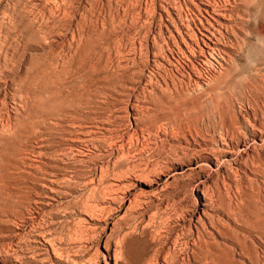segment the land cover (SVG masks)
I'll return each mask as SVG.
<instances>
[{"label":"rangeland","instance_id":"374dc122","mask_svg":"<svg viewBox=\"0 0 264 264\" xmlns=\"http://www.w3.org/2000/svg\"><path fill=\"white\" fill-rule=\"evenodd\" d=\"M263 6L0 0V264H170L175 254V264H264ZM250 121L259 133L248 131ZM215 134L235 137L225 168L211 159ZM83 201L90 210L74 204ZM179 216L184 222L173 224Z\"/></svg>","mask_w":264,"mask_h":264},{"label":"bare ground","instance_id":"6f19581e","mask_svg":"<svg viewBox=\"0 0 264 264\" xmlns=\"http://www.w3.org/2000/svg\"><path fill=\"white\" fill-rule=\"evenodd\" d=\"M238 1H239V0H238ZM255 1H256V0H255ZM259 1H261V0H259ZM263 1H264V0H263ZM228 2H229V1H228ZM233 2H234V0H233ZM242 2H244V1H242ZM252 2H254V0H252ZM249 3H250V2H249ZM255 3H256V2H255ZM255 3H254V5H255ZM257 3H258V2H257ZM244 4H246V3H244ZM244 4H242V5H244ZM252 4H253V3H252ZM260 4H262V3L260 2ZM254 5H253V6H254ZM245 6H246V5H245ZM256 6H257V5H256ZM250 7H251V6H250ZM261 7H262V6H261ZM263 7H264V6H263ZM246 8H247V7H246ZM251 8H253V7H251ZM255 8H256V7H255ZM247 10H248V9H247ZM255 10H256V9H255ZM249 11H251V10H249ZM232 30H233V29H232ZM232 32L234 33V31H232ZM232 32H231V33H232ZM234 34H235V33H234ZM250 35H251V34H250ZM232 36H233V35H232ZM234 36H235V35H234ZM236 38H237V37H236ZM245 39H246V37H245ZM262 40H263V39H262ZM239 41H240V40H239ZM241 41H242V40H241ZM242 42H243V41H242ZM238 43H239V42H238ZM245 44H246V43H245ZM210 55H211V54H210ZM259 74H260V73H259ZM257 78H258V77H257ZM253 80H254V79H253ZM253 80H252V83H253ZM256 80H257V79H256ZM259 80H260V79H259ZM244 83H245V82H244ZM256 83H257V82H256ZM258 83H259V82H258ZM263 84H264V83H263ZM249 85H250V84H249ZM255 85H256V84H255ZM247 86H248V85H247ZM246 90H247V89H246ZM257 94H258V92H257ZM252 95H253V93H252ZM254 95H255V94H254ZM247 97H248V96H247ZM247 97H246V99H247ZM253 97H254V96H253ZM253 97H252V98H253ZM248 98H249V97H248ZM253 99H254V98H253ZM253 99H252V100H253ZM239 100H240V99H239ZM244 100H245V99H244ZM245 101H246V100H245ZM249 102H250V101H249ZM249 102H248V105H247V106L250 107ZM250 103H251V102H250ZM251 104H252V103H251ZM263 104H264V103H263ZM252 105H253V104H252ZM217 106L219 107V105H214L215 108H216ZM226 106H227V105H226ZM253 106H254V105H253ZM253 106H252V107H253ZM169 107H170V106H169ZM214 107H213V108H214ZM221 107H222V105H221ZM223 107H224V106H223ZM231 107H232V106H231ZM231 107H230V108L228 107V108L230 109V110L228 109V112H229V111H232ZM238 107H240V106H238ZM263 107H264V106H263ZM161 108H162V107H161ZM161 108H160V110L162 111ZM173 108H174V106H173ZM173 108H172L171 111H173ZM186 108H187V106H186ZM188 108H189V107H188ZM193 108H194V107H193ZM193 108H192V109H193ZM195 108H196V107H195ZM195 108H194V109H195ZM201 108H202V107H201ZM206 108H208V107H206ZM215 108L212 109V107H211L212 112H214L213 110H215ZM226 108H227V107H225V110H224L223 108H222V110H221V108H219V111L221 110L220 112H221L222 114H223V112H225V116H226V114H228V113H226ZM166 109H167V108H166ZM174 109H175V108H174ZM202 109H203V108H202ZM202 109H201V110H202ZM233 109H234V108H233ZM240 109H241V107H240ZM246 109H247V108H246ZM253 109H254V108H253ZM253 109H252V110H253ZM255 109H257V108H255ZM255 109H254V110H255ZM263 109H264V108H263ZM263 109H262V110H263ZM156 110H157V108H153V111H156ZM177 110H179V109H177ZM184 110L186 111V109H184ZM187 110H188V109H187ZM195 110H196V109H195ZM203 110H204V109H203ZM206 110H207V109H206ZM217 110H218V109H217ZM236 110H237V109H236ZM158 111H159V110H158ZM168 111L171 112V111H170V108H169ZM190 111H191V108H190ZM199 111H200V109H199ZM222 111H223V112H222ZM243 111H244V110H243ZM243 111H242V112H243ZM245 111H246V110H245ZM255 111H257V110H255ZM164 112H165V111H164ZM166 112H167V110H166ZM173 112H174V111H173ZM178 112H179V111H177V113H178ZM192 112H193V111H192ZM194 112H195V111H194ZM194 112H193V114H195L197 111H196L195 113H194ZM201 112H202V111H201ZM201 112H200V113H201ZM209 112H210V110H209ZM212 112H211V113H212ZM215 112H217V111H215ZM215 112H214V113H215ZM232 112H233V111H232ZM232 112H231V115H233V114H234L235 112H237V111H235L233 114H232ZM240 112H241V111H239V113H240ZM259 112H260V111H259ZM259 112H258V113H259ZM177 113H176V114H177ZM181 113H182V111H181ZM184 113H185V112H184ZM188 113H189V112H188ZM190 113H191V112H190ZM198 113H199V112H198ZM214 113H213V114H214ZM252 113H253V112H252ZM254 113H255V112H254ZM258 113H257V114H258ZM174 114H175V113H174ZM185 114L187 115V112H186ZM191 114H192V113H191ZM213 114H211V115H213ZM218 114H219V113H218ZM261 114H262V112H261ZM263 114H264V112H263ZM158 115H159V114H158ZM167 115H171V114L169 113V114H167ZM179 115H181V114L179 113ZM179 115H178V116H179ZM199 115H201V114H199ZM214 115H216V114H214ZM223 115H224V114H223ZM231 115L229 114V116H231ZM249 115H250V114H249ZM252 115H253V114H252ZM255 115H256V114H255ZM162 116H164V115H162ZM162 116L160 117L161 119H162ZM192 116H193V115H192ZM209 116H210V114H209ZM218 116H219V115H218ZM221 116H222V115H221ZM221 116H220V117H221ZM225 116H224V117H225ZM240 116L242 117L243 115H240ZM247 116H248V115H247ZM256 116H257V115H256ZM256 116H255V117H256ZM166 117H167V116H166ZM168 117H169V116H168ZM170 117H171V116H170ZM175 117H176V116H175ZM186 117H187V116H185V118H186ZM198 117H199V116H198ZM214 117H215V116H214ZM222 117H223V116H222ZM222 117H221V119H222ZM227 117H228V116H227ZM227 117H226V118H227ZM257 117H259V116H257ZM164 118H165V117H164ZM187 118H188V117H187ZM187 118H186V119H187ZM208 118H209V117H208ZM211 118H213V117H211ZM211 118H209V120H210ZM228 118L233 120V119H234V116H233V118H230V117H228ZM243 118H244V117H243ZM252 118H253V117H252ZM263 118H264V117H263ZM158 119H159V118H158ZM158 119H157V121H158ZM169 119H171V118H169ZM169 119H168V120H169ZM182 119H183V118H182ZM206 119H207V118H206ZM229 119L226 120V121H228V123H229ZM235 119H236V118H235ZM235 119H234L233 121H236V120H237V119H236V120H235ZM248 119L250 120L251 117H248ZM260 119H261V118H260ZM260 119H258V120H260ZM162 120H163V119H162ZM162 120H161V121H162ZM178 120H179V118H178ZM188 120H189V119H188ZM190 120H191V119H190ZM192 120H193V119H192ZM192 120H191V121H192ZM196 120H197V119H196ZM196 120H194V121L196 122ZM212 120H213V119H212ZM212 120H211V121H212ZM222 120H223V119H222ZM253 120H254V119H253ZM258 120H257V121H258ZM154 121H155V120H154ZM191 121H190V122H191ZM217 121H218V120H217ZM223 121H224V120H223ZM226 121H225V122H226ZM254 121H255V120H254ZM261 121H262V120H261ZM158 122H159V121H158ZM190 122H189V123H190ZM195 122H194V123H195ZM207 122H208V121H207ZM212 122H213V121H212ZM219 122H220V121H219ZM219 122H218V124H216V125H220ZM230 122H231V120H230ZM238 122H239V121H237L236 123H238ZM240 122H241V121H240ZM240 122H239V123H240ZM244 122H245V128H246V120H245ZM167 123H168V122H167ZM184 123H185V122H184ZM186 123H187V122H186ZM189 123H187V124H189ZM192 123H193V122H192ZM192 123H191V124H192ZM197 123H198V122H197ZM209 123H210V122H209ZM213 123H214V122H213ZM231 123H232V122H231ZM231 123H230V124H231ZM236 123H234V124H236ZM258 123H259V122H258ZM165 124H166V123H165ZM195 124H196V123H195ZM211 124H212V123H211ZM221 124H222V126L224 125V126L226 127V125L224 124V122H222ZM226 124H227V123H226ZM230 124H229V126H230ZM247 124H248V127H249L248 131H250L251 133L254 134V132H258V133L260 132L259 129H258V130H257V129H256V130L254 129L255 124L251 123V121L248 122ZM259 124H260V123H259ZM261 124H262V123H261ZM263 124H264V123H263ZM197 125H199V124H197ZM232 125H233V124H232ZM232 125H231V126H232ZM236 125H237V124H236ZM238 125L240 126V124H238ZM205 126H207V125H205ZM213 126L216 127V130H218L217 126H215V123H214ZM224 126H223V127H224ZM229 126H228V127H229ZM231 126H230V128H231ZM160 127H161V126H160ZM194 127H195V126H193L192 128H194ZM203 127H204V126H203ZM208 127H209V126H208ZM211 127H212V126H211ZM225 127H224V128H225ZM237 127H238V126H237ZM237 127H235V128L237 129ZM242 127H243V126H242ZM263 127H264V126H263ZM162 128H164V126H163ZM180 128H182V127H180ZM190 128H191V127H190ZM196 128H197V127H196ZM205 128H206V132H207V127H205ZM212 128H213V127H212ZM221 128H222V127H220V129H221ZM230 128L227 129V130H231V135H232V132H233V131H232V128H231V129H230ZM245 128H244V130H245ZM260 128L262 129L261 126H260ZM185 129H188V128L185 127ZM197 129H198V128H197ZM197 129H195V130L193 129V130L197 132ZM200 129H201V128H200ZM213 129H214V128H213ZM220 129H219V130H220ZM233 129H234V128H233ZM239 129H240V128H239ZM239 129H238V130H239ZM263 129H264V128H263ZM148 130H149V129H148ZM151 130H152V129H151ZM169 130H170V129H169ZM179 130H180V129H179ZM183 130H184V127H183ZM183 130H181V133L184 135V133L182 132ZM188 130H191V129H188ZM188 130H186V131H188ZM204 130H205V129H204ZM209 130H210V129H209ZM209 130H208V131H209ZM214 130H215V129H214ZM214 130H212V131H214ZM234 130H235V129H234ZM240 130H241V129H240ZM244 130H243V132H244ZM186 131H184V132H186ZM199 131H200V130H199ZM201 131H202V134H201ZM201 131H200L199 134L204 135L205 133H203V130H202V129H201ZM221 131H222V130H221ZM241 131H242V130H241ZM149 132H150V131H149ZM158 132H159V131H158ZM191 132H192V131H191ZM209 132H210V131H209ZM219 132H220V131H219ZM228 132H229V131H228ZM207 133H208V132H207ZM214 133H215V132H213V134H214ZM223 133H224V132H223ZM233 133H234V132H233ZM240 133H241V132L239 131V134H240ZM258 133H256V134H258ZM262 133H263V132H262ZM145 134H146V133H145ZM173 134H174V132H173ZM173 134H172V135H173ZM176 134H177V133H176ZM190 134H191V136H193L192 133H190ZM196 134H198V132H197ZM199 134H198V135H199ZM208 134H209V133H208ZM228 134H230V133H228ZM234 134H235V136H236V132H235ZM239 134H238V135H239ZM244 134H245V133H244ZM256 134H255V136H256ZM165 135H166V134H165ZM188 135H189V134H188ZM194 135H195V134H194ZM211 135H212V134H211ZM215 135H218V134H215ZM231 135H228V139H229V136H230V137H231V140H232V139H234L235 137H233V136H231ZM240 135H241V134H240ZM240 135H239V136H240ZM261 135H262V134H261ZM149 136H151V135H149ZM174 136H175V134H174ZM176 136H177V135H176ZM184 136H185V135H184ZM207 136H208V135H207ZM212 136H214V135H212ZM212 136H211V137H212ZM218 136H219V135H218ZM218 136H217V137H218ZM225 136H227V135H225ZM239 136H238V137H239ZM242 136H244V135L242 134ZM262 136H263V135H262ZM189 137H190V136H189ZM198 137H199V136H198ZM201 137H203V136H201ZM204 137H205V135H204ZM256 137H257V136H256ZM128 138H129V137H128ZM193 138H194V137H193ZM212 138H213V137H212ZM212 138H210V139H212ZM243 138H244V137H243ZM246 138H247V137H245L244 139H246ZM174 139H175V138H174ZM184 139H187V138H184ZM196 139H198V138H196ZM200 139H202V138H200ZM203 139H204V138H203ZM210 139H208L209 142L211 141ZM214 139H215V138H214ZM214 139H213V144L211 143L212 146H210V147H211V152L213 153V155H211V159H213L215 163H218V165H221V166H223V167L225 168V166H224L225 164H226V165H230V164L228 163V160H225V159H224L223 161H221V159H222L223 157H225V155L227 156V155H229V153H233L234 150L232 151L231 140H227L226 138H223V135H222V134H221L217 139H215V140H214ZM244 139H243V142H244ZM253 139H254V138H253ZM253 139H252V141H253ZM255 139H256V138H255ZM260 139H261V138H260ZM175 140H176V139H175ZM190 140H191V139H190ZM208 140H207V141H208ZM239 140H241V139H239ZM239 140H238V141H239ZM118 141H119V140H118ZM179 141H180V139L178 140V142H179ZM182 141H183V140H182ZM188 141H189V138H188ZM188 141H186V142H187V143H191L190 141H189V142H188ZM192 141H193V140H192ZM184 142H185V141H184ZM236 142H237V141H236ZM261 142H262V141H261ZM193 143L195 144V143H197V142L195 141V142H193ZM199 143H200V142H199ZM207 143H208V142H207ZM239 143H241V141H239ZM247 143H248V142H247ZM144 144H145V143H144ZM197 144H198V143H197ZM245 144H246V143H245ZM189 145H190V144H189ZM201 145H202V144H201ZM203 145H204V144H203ZM203 145H202V146H203ZM209 145H210V144H209ZM238 145H239V144H238ZM238 145H236V146L238 147ZM240 145H241V144H240ZM246 145H247V144H246ZM165 146H166V145H165ZM187 146H188V145H187ZM190 146H192V145H190ZM193 146H194V145H193ZM197 146H199V148H200V145H199V144H198ZM202 146H201V147H202ZM146 147H147V146H146ZM194 147L196 148V146H194ZM205 147H206V146H205ZM205 147L203 146V148H205ZM120 148H121V147H120ZM141 148H142V147H141ZM187 148H189V146H188ZM208 148H209V146H208ZM235 148H236V147H235ZM212 149H213V151H212ZM145 150H146V149H145ZM155 150H156V149H155ZM158 150H159V149H158ZM187 150H188V149H187ZM236 150H237V148H236ZM243 150H244V149H243ZM263 150H264V148H263ZM182 151H184V150H182ZM182 151H181V152H182ZM185 151H186V149H185ZM188 151H189V152H192V151H194V150H192V151L188 150ZM195 151H196V150H195ZM200 151H201V150H200ZM202 151H203V150H202ZM204 151H205V150H204ZM208 151H209V149H208ZM241 151H242V150H241ZM146 152H147V151H146ZM159 152H160V151H159ZM174 152H175V151H174ZM189 152L187 153V156L190 155ZM234 152H235V151H234ZM237 152H238V151H237ZM152 153H153V152H152ZM198 153H199V152H198ZM205 153H206V151H205ZM205 153H203V154H205ZM207 153H208V152H207ZM235 153H236V152H235ZM240 153H241V152H240ZM175 154H177V153L175 152ZM175 154H174V155H175ZM179 154H180V153H179ZM185 154H186V153H185ZM185 154H184V155H185ZM188 154H189V155H188ZM193 154H194V153H193ZM193 154H192V156H190V157H192V158H190V159H193V157H194ZM195 154H196V156L194 157V160H199L200 156L197 157L198 154H197L196 152H195ZM195 154H194V155H195ZM199 154H201V152H200ZM236 154H237V153H236ZM236 154H234V155H236ZM170 155H171V154H170ZM174 155H173V157H174ZM208 155H210V153H209ZM240 155H241V154H240ZM155 156H156V154H155ZM168 156H169V155H168ZM260 156H261V155H260ZM123 157H124V156H123ZM175 157H178V155H176ZM209 157H210V156H209ZM257 157H258V156H257ZM261 157H262V156H261ZM263 157H264V156H263ZM124 158H125V157H124ZM186 158H187V157H186ZM186 158H185V159H186ZM225 158H226V157H225ZM241 158H242V157H241ZM251 158H253V157H251ZM254 158H255V156H254ZM254 158H253V159H254ZM128 159H129V158H128ZM168 159L170 160V158H168ZM187 159H189V157H188ZM190 159H189V160H190ZM204 159H205V158H204ZM207 159H210V158H208V156H207L205 160L208 161ZM262 159H263V158H262ZM189 160H187V161L189 162ZM205 160H204V161H205ZM239 160H240V158H239L237 161H239ZM249 160H250V158H249ZM184 161H185V160H184ZM191 161H192V160H191ZM199 161H200V160H199ZM252 161H253V160H251V164H254L255 161H254V163H253ZM256 161H257V158H256ZM258 161H262V160H261L260 158H258ZM258 161L256 162V164H257L256 166H258V164H259ZM263 161H264V159H263ZM170 162H171V161H170ZM173 162H174V161H173ZM185 162H186V161H185ZM192 162H193V161H192ZM242 162H243V160L241 159V163H242ZM166 163H167V162H166ZM190 163H191V162H190ZM204 163H205V162H204ZM241 163H238V164L240 165ZM243 163H244V162H243ZM243 163H242V165H243ZM246 163H247V162H246ZM248 163L250 164V162H248ZM248 163H247V164H248ZM263 163H264V162H262V164H263ZM212 164H213V163H212ZM235 164H237V163H235ZM249 164H248V165H249ZM113 165H114V164H113ZM242 165H241V166H242ZM259 165H260V164H259ZM188 166H189V165H188ZM250 166H251V165H250ZM256 166H254V167H256ZM263 166H264V164H263ZM134 167H135V166H134ZM163 167H164V166H163ZM165 167H167V166H165ZM171 167H172V166H171ZM227 167H228V166H227ZM227 167H226V170H227ZM231 167H232V165H231ZM238 167H239V166H238ZM238 167H237V168H238ZM248 167H249V166H248ZM251 167H252V166H251ZM251 167H249V168H251ZM101 168H102V167H101ZM143 168H144V167H143ZM167 168H168V167H167ZM228 168H229V167H228ZM232 168H233V167H232ZM232 168H230V169H232ZM237 168L235 167L236 170H240L242 167H241L240 169H237ZM252 168H253V167H252ZM252 168H251V170H252ZM259 168H260V167H259ZM155 169H156V168H155ZM255 169H256V168H255ZM203 170H204V169H203ZM203 170H201V171H203ZM257 170H258V169H257ZM110 171H111V170H110ZM141 171H142V170H141ZM201 171H199V172H201ZM207 171H208V170H207ZM215 171H216V170H215ZM217 171H218V170H217ZM217 171H216V172H217ZM221 171H222V170H221ZM228 171H229V169H228ZM99 172H100V174H102L103 171H99ZM108 172H109V171H108ZM111 172H112V171H111ZM144 172H145V171H144ZM204 172H205V171H204ZM218 172H219V171H218ZM42 173H43V172H42ZM114 173H115V172H114ZM151 173H152V172H151ZM100 174H99V175H100ZM104 174H105V172H104ZM109 174H110V173H109ZM109 174H108V175H109ZM111 174H112V173H111ZM129 174H131V173H129ZM148 174H150V172H149ZM200 174H201V173H200ZM209 174H210V173H209ZM214 174H216V173H214ZM108 175H107V176H108ZM131 175H132V174H131ZM152 175H153V174H152ZM100 176L103 177L102 175H100ZM117 176L119 177V174H118ZM148 176H149V175H148ZM202 176H203V175H202ZM207 176H208V174L206 175V177H207ZM104 177H106V176L104 175ZM120 177H121V176H120ZM122 177H123V176H122ZM122 177H121V178H122ZM125 177H126V176H125ZM194 177L197 178L196 175L193 176V178H194ZM193 178H191L190 180H192ZM210 178H211V177H210ZM99 179H100V178H99ZM107 179H108V178H107ZM194 179H195V178H194ZM212 179H213V178H212ZM94 180H95V179H94ZM100 180H101V179H100ZM102 180H103V179H102ZM102 180H101V181H102ZM105 180H106V179H105ZM190 180H189V181H190ZM54 181H55V180H54ZM91 181H92V180H91ZM97 181H98V180H97ZM101 181H100V182H101ZM106 181H107V180H106ZM200 182H201V181H200ZM98 183H99V182H98ZM87 184H88V183H87ZM105 185H106V184H105ZM105 185H104V186H105ZM110 185H111V184H110ZM191 185H192V184H191ZM204 185H206V183H205ZM204 185H203V186H204ZM100 186H101V185H100ZM102 186H103V185H102ZM104 186H103V187H104ZM106 186H107V185H106ZM119 186H120V185H119ZM196 186H197V185H196ZM198 186H199V185H198ZM94 187H95V186H94ZM94 187H93V188H94ZM97 187H98V185H97ZM107 187H108V186H107ZM107 187H106V188H107ZM116 187H117V186H116ZM185 187H187V186L185 185ZM185 187H184V188H185ZM189 187H190V186H189ZM189 187H188V188H189ZM193 187H194V186H193ZM199 187H200V186H199ZM199 187H198V189H199ZM95 188H96V187H95ZM122 188H123V187H122ZM191 188H192V187H191ZM104 189H105V188H104ZM182 189H183V188H182ZM106 190H109V189H106ZM114 190H115V191L118 190L119 192H121L120 189H119V187H118L117 189H114V188H113V191H114ZM121 190H123V189H121ZM203 190H204V189H203ZM91 191H92V190H91ZM94 191H96V189H94ZM98 191H99V190H98ZM109 191H111L112 194H114V192H115V191L113 192L112 190H109ZM118 191H116V192H118ZM207 191H208V190H205L206 194H207ZM102 192L105 193V191H103V188H102V191L100 190L99 192H96V193H99V197L101 198V199H100L101 202H102V194H103V195L106 194V193L104 194V193H102ZM106 192H107V195H108V191H106ZM119 192H118V193H119ZM122 192H123V191H122ZM101 193H102V194H101ZM111 193H110V194H111ZM92 194L94 195L93 191H92ZM112 194H111V195H112ZM206 194H205V195H206ZM93 195H92V196H93ZM97 195H98V194H96V196H97ZM107 195H106V196H107ZM115 195H116V193H115ZM115 195H114V196H115ZM203 195H204V194H203ZM205 195H204V197L206 198L207 196H205ZM90 196H91V195H90ZM92 196H91V197H92ZM106 196L104 197L105 199L109 197V196H107V197H106ZM112 196H113V195H112ZM117 196H118V195H117ZM120 196H121V195H120ZM208 196H209V194H208ZM91 197H90L89 199H91ZM93 197H94V196H93ZM93 197H92V198H93ZM99 197H97V198L99 199ZM115 197H116V196H115ZM97 198L94 199V200H98ZM104 198H103V199H104ZM112 198H114V197H112ZM116 198H117V197H116ZM118 198H119V197H118ZM109 199H110V198H109ZM111 200H113V203H115V202H114V201H115L114 199H111ZM116 200H117V199H116ZM87 201H88V199H87ZM87 201H85V202H84V201H83V202H80L79 204H76V203H77V202H76V203H74V204L76 205V207H77V206L79 207V205H80L81 203H85V205L82 204L81 207L78 208V209H81V210H82V206H85V207H86V204H87L86 202H87ZM109 201H110V200H109ZM208 201H209V200H208ZM211 201H212V199H211ZM211 201H210V202H211ZM96 203H97V202H96ZM106 203H107V202H106ZM108 203H110V202H108ZM212 203H214V202L212 201ZM102 204H103V203H102ZM104 204H105V202H104ZM104 204H103V206L106 207V205H104ZM88 205H89V204H88ZM88 205H87V206H88ZM112 205H113V204H112ZM194 205H195V204H194ZM147 206H148V205H147ZM170 206H171V205H170ZM195 206H196V205H195ZM72 207H75V206L73 205ZM76 207H75V208H76ZM107 207L109 208V210H112V211H113V209H110V205L107 206ZM136 207H137V206H136ZM75 208H73V209H75ZM86 208L89 209L90 207L88 206V207H86ZM86 208L84 209V211L87 210ZM91 208H92V210L94 209V207H91ZM97 208H98V207H97ZM108 208H106V209H108ZM142 208H143V207H142ZM76 209H77V208H76ZM102 209H103V208H102ZM106 209H105V210H106ZM172 209H173V208H172ZM175 209H176V208H175ZM181 209H182V208H181ZM181 209H180V210H181ZM81 210H80V211H81ZM89 210H90V209H89ZM89 210H88V211H89ZM92 210H91V211H92ZM99 210H101V205H100V209L98 208V211H99ZM109 210H108V211H109ZM176 210H177V209H176ZM176 210H174V211H176ZM183 210H184V209H183ZM185 210H187V209L185 208ZM185 210H184V211H185ZM188 210H189V209H188ZM94 211H95V210H94ZM171 211H172V210H171ZM171 211H170V212H171ZM76 212H77V211H76ZM78 212H79V211H78ZM95 212H97V211H95ZM95 212H93V214H94ZM100 212H101V211H100ZM105 212H107V211H105ZM105 212H102V213H103V216H104V213H105ZM181 212H182V211H181ZM188 212H189V211H188ZM65 213H66V212H65ZM73 213H74V210H73ZM86 213H88V212H86ZM107 213H108V212H107ZM107 213L105 214L106 216H107L109 213H111V212L109 211V213H108V214H107ZM175 213H177V211H176ZM182 213H183V212H182ZM71 214H72V213H71ZM74 214H75V213H74ZM77 214H79V213H77ZM89 214H90V213H89ZM95 214H96V213H95ZM171 214H173V212H172ZM69 215H70V214H69ZM98 215H99V213H98L97 216H96V220H97V218L99 219ZM100 215H101V214H100ZM100 215H99V216H100ZM175 215H176V214H175ZM178 215H179V214H178ZM180 215H181V214H180ZM182 215H184V214H182ZM90 216H91V215H90ZM150 216H151V215H150ZM171 216H172V215H171ZM189 216H190V215H189ZM92 217H93V216H92ZM153 217H154V216H153ZM168 217H169V216H168ZM168 217H167V218H168ZM175 217H177V216H175ZM175 217H174V219H175ZM105 218H106V217H103V221L105 220ZM167 218H166V219H167ZM178 218H180V219H179L178 221H176V220H177V218H176V220H174V221H176V222H174L173 224H176V225H177L178 222H182V221L184 220V217L181 218V217L179 216ZM187 218H188V217H187ZM101 219H102V218H101ZM166 219H165V220H166ZM169 219H170V218H169ZM172 219H173V216H172ZM134 220H135V219H134ZM165 220H164V221H165ZM170 220H171V219H170ZM263 221H264V220H263ZM158 222H159V221H158ZM168 222H169V220H168ZM168 222H167V223H168ZM183 222H184V221H183ZM95 223H96V221H95ZM98 223H99V221H98ZM170 223H171V221H170ZM170 223H168V224H170ZM103 224H104V222H103ZM128 224H129V223H128ZM162 224H164V223H162ZM125 225H127V224H125ZM125 225H124V226H125ZM159 225H160V224H159ZM164 225H165V224H164ZM164 225H163V226H164ZM171 225H172V224H171ZM176 225L171 226L169 230H174V229H175L174 227H176ZM122 226H123V225H122ZM122 226H121V227H122ZM163 226L160 227V230H162L161 228H163ZM166 226H167V225H166ZM169 226H170V225H169ZM178 227H179V226H178ZM134 228H135V227H134ZM134 228H132V229H134ZM166 228H167V227H166ZM166 228H165V229H166ZM167 229H168V228H167ZM113 230L115 231V229H113ZM142 230H143V229H142ZM142 230H141V231H142ZM163 230H164V229H163ZM163 230H162V231H163ZM111 231H112V230H111ZM114 231H113V232H114ZM145 231H146V230L144 229V232H145ZM184 231H185V230H184ZM220 231H221V230H220ZM80 232L83 233V230L80 231ZM80 232H79V233H80ZM115 232H116V231H115ZM132 232L134 233V230H132ZM163 232H165V230H164ZM171 232H172V231H171ZM82 233H81V234H82ZM165 233H167V232H165ZM165 233H164V234H165ZM168 233H169V232H168ZM220 233H221V232H220ZM220 233H219V234H220ZM225 233H226V232H225ZM125 234H126V233H125ZM127 234H128V233H127ZM127 234H126V235H127ZM152 234H153V233H152ZM158 234H159V233H158ZM172 234H173V233H172ZM126 235H124V234L122 235L124 239L128 238V236H129V235H128V236L125 238ZM130 235H131V234H130ZM133 235H134V234H133ZM133 235H132V236H133ZM142 235H144L143 232H142ZM167 235H169V234H167ZM178 235H179V234H178ZM178 235H177V236H178ZM86 236H87V235H86ZM99 236H100V234H99ZM111 236H112V235H111ZM119 236H120V235H119ZM155 236H156V235H155ZM161 236H162V235L160 234V236H159L160 238L158 237V239H160V240H159L160 243H161V241L166 242L165 240H162L163 236H165V235H163L162 238H161ZM170 236H173V235L170 234ZM181 236H182V235H181ZM184 236H185V235H184ZM145 237H146V236H145ZM145 237H144V238H145ZM148 237H149V236H148ZM153 237H154V236H153ZM153 237H152V238H153ZM168 237H169V236H168ZM152 238H151V239H152ZM165 238H166V237H165ZM170 238H171V237H170ZM180 238H181V237H180ZM182 238H183V237H182ZM186 238H187V237H186ZM118 239H119V238H118ZM121 239H122V237H121ZM124 239H123V240H124ZM131 239H132V238H131ZM145 239H146V238H145ZM147 239H148V238H147ZM151 239H150V240H151ZM154 239H155V238H153L152 240L154 241ZM156 239H157V237H156ZM166 239H167V238H166ZM168 239H169V238H168ZM177 239H178V237H176V240H177ZM61 240H62V239H61ZM97 240H99L98 237H97ZM123 240H121V241L123 242ZM82 241H83V240H82ZM86 241H88V238H86V240H84V242H86ZM108 241H110V240L108 239ZM117 241H120V239L117 240ZM124 241H125V240H124ZM155 241H156V240H155ZM157 241H158V240H157ZM189 241H190V240H189ZM189 241H187V242H189ZM193 241H194V240H193ZM196 241H197L198 245H200V243H201V234L198 233V232H197ZM122 242H117V243H119L120 246H121V243H122ZM130 242H132V241H130ZM149 242H150V241H149ZM149 242H148V243H149ZM194 242H195V241H194ZM124 243H125V242H123L122 244H124ZM145 243H146V242H145ZM148 243H146V246L151 245V242L149 243V245H147ZM154 243H155V242H154ZM157 243H158V242H157ZM157 243H155L154 246H155V245L158 246V245L160 244V243H159V244H157ZM162 243H163V242H162ZM162 243H161V244H162ZM174 243H175V240H174ZM176 243H177V241H176ZM176 243H175V244H176ZM179 243H180V242H178V244H179ZM181 243H182V241H181ZM204 243H205V242H204ZM82 244H83V243H82ZM86 244H87V243H86ZM109 244H110V243H109ZM127 244H128V242H127ZM130 244H131V243H130ZM161 244H160V245H161ZM194 244H195V243H194ZM208 244H209V242H208ZM83 245L86 246L85 244H83ZM83 245H82V247H83ZM107 245H108V244H107ZM117 245H118V244H116V246H117ZM173 245H174V244H173ZM187 245H188V243H187ZM187 245H186V246H187ZM205 245H207V244H205ZM209 245H210V244H209ZM79 246H80V245H79ZM105 246H106V245H105ZM120 246H118V247L120 248ZM127 246H128V245H127ZM146 246H145V247H146ZM152 246H153V245H152ZM182 246H183V245H182ZM201 246H202V245H201ZM77 247H78V246H77ZM109 247H111V246H109ZM123 247H124V246L122 245V248H123ZM128 247L130 248L131 245L128 246ZM160 247H161V246H160ZM205 247H207V246H205ZM79 248H80V247H79ZM79 248H78V249H79ZM84 248H85V247H84ZM106 248H107V247H106ZM106 248H105V249H106ZM126 248H127V247H126ZM183 248H184V247H183ZM183 248H182V249H183ZM186 248H187V247H186ZM186 248H185V249H186ZM208 248H209V247H208ZM86 249H87V248H85V250H86ZM117 249H118V248H117ZM120 249H121V248H120ZM123 249H124V248H123ZM123 249H121V251H122ZM200 249H201L200 247L197 248V250H198L199 252L203 250V249H201V250H200ZM206 249H207V248H206ZM209 249H210V248H209ZM209 249H208V250H209ZM63 250H64V248H63ZM85 250L82 251L81 248H80V251H81L82 253H83ZM118 250H119V249H118ZM118 250H117V252H118ZM128 250H129V249H128ZM128 250H127V251H128ZM156 250H157V249H156ZM158 250H159V249H158ZM160 250H161V249H160ZM183 250H184V249H183ZM183 250H182V251H183ZM66 251H67V250H66ZM70 251H71V250H70ZM119 251H120V250H119ZM127 251H126V252H127ZM175 251H176V250H175ZM182 251H180L178 254H180ZM198 251H197V253H198ZM209 251H210V250H209ZM81 252H80V253H81ZM117 252H115V253L118 254ZM211 252H212V251H211ZM59 253H60V252H59ZM78 253H79V252H78ZM123 253H125V252H123ZM170 253H171V252H170ZM174 253H175V252H174ZM174 253H173V254H174ZM176 253H177V252H176ZM182 253H184V252H182ZM69 254H70V253H69ZM96 254H97V253H96ZM127 254H128V253H127ZM157 254H158V253H157ZM159 254H160V253H159ZM168 254H169V253H168ZM173 254H171V255L174 256ZM178 254H177V255H178ZM205 254H206V253H205ZM205 254H204V256H205ZM207 254H208V253H207ZM211 254H212V253H211ZM213 254H214V255H213ZM213 254H212V255H213L214 257H216V255H215L216 253H215L214 251H213ZM107 255H109L108 252H107ZM113 255H114V258L117 257V258L115 259V260H117V259L119 258V255H120V254H119L118 256H116V255L113 253ZM196 255H197V254H196ZM196 255H194V257H197V258L200 257V256H198V255L196 256ZM199 255H202V254H199ZM105 256H106V255H105ZM160 256H161V255H160ZM166 256H167V255H166ZM172 256H170V257H172ZM204 256H203V257H204ZM70 257H71V256H70ZM120 257H121V256H120ZM125 257H126V254H125ZM168 257H169V256H168ZM170 257H169V258H170ZM179 257H180V256H179ZM201 257H202V256H201ZM201 257H200V258H201ZM208 257H210V261H211V259L213 260V258L210 256V254H209ZM244 257H245V256H244ZM128 258H129V257H128ZM165 258H166V257H165ZM165 258H164V260H162L163 262H165ZM174 258H177L176 254H175V257H174ZM174 258H173V261H172V262H171V260H170V264H175L176 259L174 260ZM183 258H184V257H183ZM197 258H196L195 260H193V261H197V260H198V261H200V263H201V261H202L203 258H201V259H200V258L197 259ZM205 258H206V256H205ZM124 259H125V258H124ZM133 259H134V258H131V259L127 260V257H126L127 262L129 261L128 263H131V262L133 261ZM135 259H136V258H135ZM157 259H158V258H157ZM162 259H163V258H162ZM170 259H171V258H170ZM178 259H179V258H178ZM178 259H177V260H178ZM115 260H114V261H115ZM130 260H131V262H130ZM152 260H153V259H152ZM166 260H167V259H166ZM180 260L184 261V259H180ZM66 261H67V260H66ZM134 261H135V260H134ZM188 261H190L189 258H188ZM208 261H209V260H208ZM208 261H206V262H208ZM203 262H204V260H203ZM206 262H205V263H206ZM213 262H214V261H213ZM155 263H157V261H156ZM166 263H169V261L167 260ZM177 263H178V262H177ZM183 263L185 264V262H183ZM188 263H189V262H188ZM208 263H209V262H208ZM210 263H212V262H210ZM253 263H254V262H253ZM256 263H257V262H256ZM256 263H255V264H256ZM153 264H154V263H153ZM180 264H182V263H180ZM197 264H198V262H197ZM201 264H202V263H201Z\"/></svg>","mask_w":264,"mask_h":264}]
</instances>
